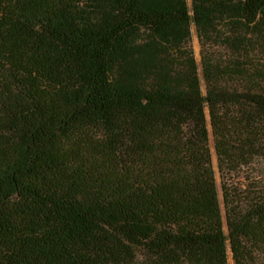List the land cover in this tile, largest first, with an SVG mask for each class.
<instances>
[{"label": "trees", "instance_id": "16d2710c", "mask_svg": "<svg viewBox=\"0 0 264 264\" xmlns=\"http://www.w3.org/2000/svg\"><path fill=\"white\" fill-rule=\"evenodd\" d=\"M263 163L264 0H0V264H264Z\"/></svg>", "mask_w": 264, "mask_h": 264}, {"label": "rangeland", "instance_id": "374dc122", "mask_svg": "<svg viewBox=\"0 0 264 264\" xmlns=\"http://www.w3.org/2000/svg\"><path fill=\"white\" fill-rule=\"evenodd\" d=\"M187 2H188L189 7H191V0H187ZM191 33H192V43H191L192 52H193V56L195 58V61L198 65L199 75H200L201 83H202V89L205 92V82H204L203 77H202V63H203V61H202L203 60L202 46H201L199 38L197 36L195 26H192ZM206 116H207V120L209 122V115H208L207 109H206ZM208 129L210 132L212 163H213V167H214L215 174H216V184H217L218 193H219V200H220V205H221V209H222V214L225 218V208H224L223 195H222V182H221L220 174L218 171L217 157H216L214 147H213V137L211 134V127H210L209 123H208ZM258 172L261 173L262 175H264V163L261 165ZM224 229L227 232L226 225L224 226ZM228 263L234 264L230 249H228Z\"/></svg>", "mask_w": 264, "mask_h": 264}]
</instances>
